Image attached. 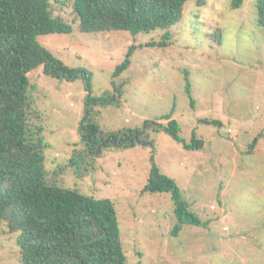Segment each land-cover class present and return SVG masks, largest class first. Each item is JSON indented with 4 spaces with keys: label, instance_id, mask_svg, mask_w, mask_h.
I'll return each mask as SVG.
<instances>
[{
    "label": "rangeland",
    "instance_id": "1",
    "mask_svg": "<svg viewBox=\"0 0 264 264\" xmlns=\"http://www.w3.org/2000/svg\"><path fill=\"white\" fill-rule=\"evenodd\" d=\"M49 1L53 16L73 31L41 36L40 46L64 66L89 71L93 96L123 85L120 108L96 109L103 132L135 130L146 121L166 125L162 118L174 108L181 137L190 143L196 134L204 142L202 150L187 151L154 132V149L108 151L92 160L78 136L87 96L83 82L56 80L38 69L28 75L29 96L49 145V181L115 204L128 264H264V32L258 0H244L238 10L232 0H204L202 7L190 0L182 21L167 31L166 48L153 46L162 30L84 34L73 0ZM132 47L129 70L113 79ZM152 156L205 226H183L172 235L177 221L171 196L142 194ZM19 255L16 235L0 224V264H21Z\"/></svg>",
    "mask_w": 264,
    "mask_h": 264
},
{
    "label": "trees",
    "instance_id": "2",
    "mask_svg": "<svg viewBox=\"0 0 264 264\" xmlns=\"http://www.w3.org/2000/svg\"><path fill=\"white\" fill-rule=\"evenodd\" d=\"M190 0H73L84 34L128 32L132 35L165 31L158 45L166 48L167 32L183 19ZM199 0V6H204ZM244 0H232L238 10ZM49 0H0V224L16 235L21 264H128L119 217L109 199H94L76 189L51 183L46 171L43 128L29 96L32 88L28 75L38 69L56 80H81L87 93L78 136L86 156L101 159L108 151L134 148L154 149L150 133L163 132L187 151H200L204 142L193 134L190 143L181 137L173 110L159 121H146L141 128L105 133L95 120L97 108L122 105L123 85L102 96L92 95V74L85 69H71L56 60L38 43L46 35H68L72 27L61 17H54ZM258 25L264 32V0H258ZM136 51L129 49L113 79L120 78L131 66ZM186 94L194 108L189 74L185 72ZM161 119V120H162ZM205 125L219 122L204 120ZM258 138L250 147L256 148ZM152 167L142 194H169L174 204L178 236L183 226L203 227L175 180L163 175L151 157Z\"/></svg>",
    "mask_w": 264,
    "mask_h": 264
},
{
    "label": "built area",
    "instance_id": "3",
    "mask_svg": "<svg viewBox=\"0 0 264 264\" xmlns=\"http://www.w3.org/2000/svg\"><path fill=\"white\" fill-rule=\"evenodd\" d=\"M229 132H230V133H233L231 130H230ZM224 230H228V228H227V227H225V228H224Z\"/></svg>",
    "mask_w": 264,
    "mask_h": 264
}]
</instances>
